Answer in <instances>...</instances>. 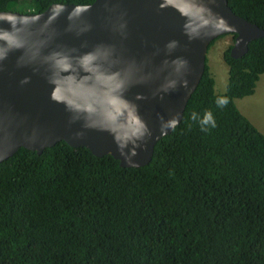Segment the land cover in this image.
Wrapping results in <instances>:
<instances>
[{
  "label": "trees",
  "instance_id": "obj_1",
  "mask_svg": "<svg viewBox=\"0 0 264 264\" xmlns=\"http://www.w3.org/2000/svg\"><path fill=\"white\" fill-rule=\"evenodd\" d=\"M93 1L0 0V11ZM226 1L264 29V0ZM230 47L224 92L214 93L205 60L145 166L121 168L63 142L2 161L0 264H264V136L234 105L264 72V37L238 59Z\"/></svg>",
  "mask_w": 264,
  "mask_h": 264
},
{
  "label": "water",
  "instance_id": "obj_2",
  "mask_svg": "<svg viewBox=\"0 0 264 264\" xmlns=\"http://www.w3.org/2000/svg\"><path fill=\"white\" fill-rule=\"evenodd\" d=\"M242 57L264 29L226 0H94L0 11V163L63 142L145 166L179 123L211 41Z\"/></svg>",
  "mask_w": 264,
  "mask_h": 264
},
{
  "label": "rangeland",
  "instance_id": "obj_3",
  "mask_svg": "<svg viewBox=\"0 0 264 264\" xmlns=\"http://www.w3.org/2000/svg\"><path fill=\"white\" fill-rule=\"evenodd\" d=\"M231 43V36H223L217 39L206 52V65L213 79L215 94H221L225 89L226 66L222 61V53ZM234 105L238 112L264 136V73L255 83L253 94L234 100Z\"/></svg>",
  "mask_w": 264,
  "mask_h": 264
},
{
  "label": "clouds",
  "instance_id": "obj_4",
  "mask_svg": "<svg viewBox=\"0 0 264 264\" xmlns=\"http://www.w3.org/2000/svg\"><path fill=\"white\" fill-rule=\"evenodd\" d=\"M221 36L223 37V36H227V35H221ZM229 36H231V35H229ZM231 38H232V37H231ZM215 39H216V38H215ZM232 43H233V40H232ZM232 43H231V45H232ZM231 45H229V46H231ZM230 48H231V47H230ZM207 50H208V48H207ZM205 60H206V58H205ZM204 65H205V62H204ZM252 94H253V93H252ZM252 94H251V95H252ZM240 99H241V98H240ZM250 124H251V123H250ZM251 125H252V124H251ZM252 126H253V125H252ZM253 127H254V126H253ZM254 128H255V127H254ZM255 129H256V128H255ZM256 130H257V129H256ZM257 131H258V130H257ZM258 133H260V132L258 131ZM260 134H261V133H260ZM261 135H262V134H261ZM55 144H56V143H55ZM51 147H52V146H51ZM48 148H50V147H48ZM44 149H46V148H44ZM44 149H43V150H44ZM41 152H42V151H41Z\"/></svg>",
  "mask_w": 264,
  "mask_h": 264
},
{
  "label": "flooded vegetation",
  "instance_id": "obj_5",
  "mask_svg": "<svg viewBox=\"0 0 264 264\" xmlns=\"http://www.w3.org/2000/svg\"><path fill=\"white\" fill-rule=\"evenodd\" d=\"M263 73H264V72H263ZM263 73H262V74H263ZM257 81H258V80H257ZM254 87H255V86H254ZM253 91H254V88H253Z\"/></svg>",
  "mask_w": 264,
  "mask_h": 264
}]
</instances>
